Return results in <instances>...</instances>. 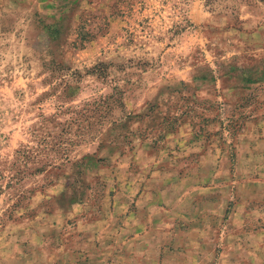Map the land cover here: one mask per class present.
<instances>
[{
  "label": "rangeland",
  "instance_id": "1",
  "mask_svg": "<svg viewBox=\"0 0 264 264\" xmlns=\"http://www.w3.org/2000/svg\"><path fill=\"white\" fill-rule=\"evenodd\" d=\"M263 58L255 0H0V264H131L101 238L102 206L120 192L133 208L130 181L148 203L154 175L207 149L227 154L230 212L252 165L241 134L264 127ZM253 183L240 226L211 220V264H264Z\"/></svg>",
  "mask_w": 264,
  "mask_h": 264
},
{
  "label": "crops",
  "instance_id": "2",
  "mask_svg": "<svg viewBox=\"0 0 264 264\" xmlns=\"http://www.w3.org/2000/svg\"><path fill=\"white\" fill-rule=\"evenodd\" d=\"M241 135L240 152L235 159L252 164L248 169L237 170L235 184L242 193V203L236 201L231 211L226 212L229 184L225 152L220 157V166H213L212 150L207 149L196 162H188L190 165L183 172L175 167L170 172L157 173L149 186L163 190L154 197L150 191L152 200L148 203H143L145 186L141 188V182L130 181L132 186L126 190L138 188L133 208L130 206L133 198L118 192L109 197V203L102 206V213L96 219L104 230L101 238L111 233L114 243L111 246L121 247L116 257L131 264H154L155 261L156 264L160 261L162 264H211L215 258L213 246L218 244L212 237L211 220L216 226L226 217L231 221L228 227L235 229L241 225L245 209L246 196L242 189L254 182L264 190V127L253 125ZM245 135L251 136L253 143ZM252 170L257 174L253 181L248 180ZM228 237L222 230L218 238L221 251L216 257L220 262L228 255Z\"/></svg>",
  "mask_w": 264,
  "mask_h": 264
},
{
  "label": "trees",
  "instance_id": "3",
  "mask_svg": "<svg viewBox=\"0 0 264 264\" xmlns=\"http://www.w3.org/2000/svg\"><path fill=\"white\" fill-rule=\"evenodd\" d=\"M248 1H251V0H248ZM255 1L260 2V3H262V4L264 5V0H255ZM263 63H264V58H263ZM262 78H263L262 80H264V75H263ZM228 211H229V207H228V209L226 210V212H228Z\"/></svg>",
  "mask_w": 264,
  "mask_h": 264
}]
</instances>
